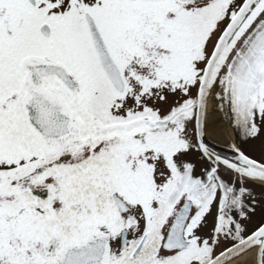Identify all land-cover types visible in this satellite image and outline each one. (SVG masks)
Segmentation results:
<instances>
[{"label":"snow or ice","instance_id":"6c2138e0","mask_svg":"<svg viewBox=\"0 0 264 264\" xmlns=\"http://www.w3.org/2000/svg\"><path fill=\"white\" fill-rule=\"evenodd\" d=\"M0 264H264V0H0Z\"/></svg>","mask_w":264,"mask_h":264},{"label":"bare ground","instance_id":"6f19581e","mask_svg":"<svg viewBox=\"0 0 264 264\" xmlns=\"http://www.w3.org/2000/svg\"><path fill=\"white\" fill-rule=\"evenodd\" d=\"M222 139H223L224 142H234L233 135L229 134L227 132L224 133V136H223Z\"/></svg>","mask_w":264,"mask_h":264},{"label":"rangeland","instance_id":"374dc122","mask_svg":"<svg viewBox=\"0 0 264 264\" xmlns=\"http://www.w3.org/2000/svg\"><path fill=\"white\" fill-rule=\"evenodd\" d=\"M232 135H233V138H234V141H235V135H234V134H232ZM250 154H255V153H251V152H250ZM257 219H258V218H257Z\"/></svg>","mask_w":264,"mask_h":264}]
</instances>
